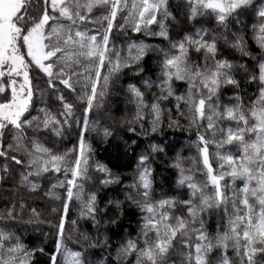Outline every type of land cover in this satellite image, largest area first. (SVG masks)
<instances>
[{
  "label": "snow or ice",
  "instance_id": "1",
  "mask_svg": "<svg viewBox=\"0 0 264 264\" xmlns=\"http://www.w3.org/2000/svg\"><path fill=\"white\" fill-rule=\"evenodd\" d=\"M170 8L169 0H45L35 28L40 53L36 71L44 83L29 78L19 89L13 85L0 92V178L18 171L19 184L30 194L44 192L40 199L45 207H33L29 222H44L46 213L48 231L42 235L50 234L52 244L43 247L39 236L25 243L26 229L19 225L27 202L13 203L0 210V264H41V257L45 264H112L107 256L92 261L86 259L87 251L69 250L67 226L76 231L81 221L90 222L97 233L90 246L103 253L110 236L100 232L101 226L111 223L118 235L123 228L118 220L129 214L137 221L136 234L123 229L113 257L116 264H169L177 244L182 245L181 264H264V0H176L177 12L192 25V30L181 29L182 35L177 32V38L169 30L168 21H176ZM204 18L214 24L212 29L196 26ZM89 20L98 25L91 32L84 27ZM49 28L54 29L55 43ZM137 33L164 43L138 42ZM118 36L125 37L121 44L126 50L116 45ZM147 52L157 56L154 73L149 69L145 74ZM233 53L239 60L228 58ZM56 61L75 64L78 71L58 72ZM125 70L136 77L120 85L126 105L134 109L121 118L129 133L125 149L135 145L130 156L123 154L130 182L123 180L124 172L113 173L94 159L90 138L92 131L100 133L91 125L92 113L108 103ZM181 83L186 93L176 95L174 88ZM253 85L256 91L247 95ZM226 91L232 95L222 99ZM45 95L57 101L58 111L47 103L37 107ZM170 98L177 102L178 114L183 111L179 102L187 105L197 153L190 159L200 172L198 182L185 170L179 151L170 156L175 143L164 133L162 119V102L171 105ZM176 124L170 119L167 126ZM27 129H32L30 136L23 135ZM49 134L61 143L67 138L71 146L65 143L62 152L51 151L41 142ZM111 134L103 128L105 139ZM226 145L235 146L238 154L225 151ZM161 156L175 170L172 188L177 195L156 192V161ZM90 170L100 174L95 177L100 186L115 185L125 199L109 195L101 206L96 192L85 197L83 184L92 178ZM52 173L62 174V179ZM44 174L49 182L56 181L52 189H65L63 194L44 190L35 179ZM237 180L239 188L234 187ZM73 200L80 204L78 218ZM213 216L215 231L210 233Z\"/></svg>",
  "mask_w": 264,
  "mask_h": 264
},
{
  "label": "trees",
  "instance_id": "2",
  "mask_svg": "<svg viewBox=\"0 0 264 264\" xmlns=\"http://www.w3.org/2000/svg\"><path fill=\"white\" fill-rule=\"evenodd\" d=\"M21 2H22L21 7L13 18V25L17 28V35H16L17 38L16 44L18 46L17 49H19V54L22 56L23 64L28 73V79L30 78L33 82L38 81L41 85H43L44 81L40 80L38 76V73L36 71V64L27 55L24 46L25 45L24 41L26 36L29 34V32L32 31L34 28H36L38 24L41 23V9L44 6L45 0H22ZM127 2L130 4L131 0H127ZM169 3L171 5L170 11H172V13L176 16L175 22L171 20L168 21L169 30L172 33L173 38H177L176 37L177 32H179L182 35L183 31H181V29L192 30V25L186 21L185 16L182 13L177 12L175 8L176 0H169ZM98 14L99 13H96V15ZM57 23H60V21H57ZM63 23L67 26L68 22L63 21ZM201 24L204 28H208V29H212L214 27V24L209 22L206 18H204L203 21H201L200 19L197 20L196 26L199 27L201 26ZM84 27H86V30L91 32L95 27H98V25H93L91 23V20H89L87 22V25H84ZM48 31L53 33V43H54L56 40L54 29L49 28ZM128 35H133V34L129 32ZM124 39H125L124 36H118L116 40V45L118 47L123 46L121 42ZM135 39L138 42L142 41L143 43L148 45H159L164 43L159 38L143 36L140 33L135 34ZM249 43L251 44V41H249ZM123 47L126 50V46ZM251 47L255 49L254 44H251ZM233 56H235V59L239 60L238 55L234 53L229 54L228 58L232 59ZM156 59L157 56L155 53L153 52L146 53L143 60V65L146 69L145 74H147V70L149 69L152 70L154 73L155 71L154 61ZM55 63L57 64L58 72L61 69L64 72L78 71V69H76L75 67V64L69 67L65 65H60L59 62L57 61ZM84 63H86V61H84ZM9 70H10L9 65L0 67V92H2L5 87H10L13 85L15 86V88L19 89L20 85L23 84L21 77L10 74ZM129 81H136V77H134L131 73L125 70V74L120 77L119 81H117L113 94L108 99V103L105 104L102 109L98 111H94L92 113L91 125L94 128L100 129L99 136L95 130L90 133L94 159L106 164L113 173H117L118 170L124 172L125 175L123 176V180L128 182L131 181V175H130L131 169L126 167L129 161L123 154L125 151H127L130 156L132 152V148H134L135 145H131L130 147L125 149L124 138L127 137L129 133L127 132L126 122L121 123V118L125 115L131 116L132 111L134 109L132 105H126V102L123 99V93H122V89L120 88V85H126L127 82ZM244 86H245L244 81L243 79H241V87L243 88ZM174 91L176 95H181L182 93H186V85L181 83L180 88L178 90L174 88ZM254 91H256V88L253 85L248 88L247 95H252ZM230 95H232V93L226 91L222 99H227V97ZM148 99L149 100L151 99V93H148ZM170 99L172 101L171 105H169L168 102H162L165 108V112L162 118L163 123L165 125L164 133L167 135L170 141H174L175 143V148L171 150L170 156L175 157L176 152L179 151L181 153V156L184 158L183 166L185 170L186 171L190 170L191 174L198 182L200 179V172L196 170V166L192 163V159H190L197 157V153L191 143V141L195 139V129L189 128L190 115L187 112V105L184 103L183 100L180 101L179 107L183 111L178 114L177 102L174 100V98H170ZM45 103H47L51 111L56 112L59 110V105L57 101L54 98L49 97L47 95H45L42 100L37 101V107L43 106V104ZM245 103H247V99H245ZM32 111L33 114H35V108H33ZM73 119L75 121V117ZM170 119L173 121H177V124L173 125L172 127H168L167 125ZM75 127L76 124L74 122L73 128ZM104 127H107L109 131L112 133L106 139L103 136ZM136 127L137 129H139L138 125ZM31 133H32V129H27V131L24 132L23 135L30 136ZM49 135L50 138L45 137L41 141L42 144L45 147H48L53 152H62L64 149V144L68 143V139L66 138L64 142L61 143L58 141L57 137L51 134ZM8 139H10V137H8ZM129 144H131V142H129ZM2 146L5 148V150H7V143H4ZM68 146H71L70 143H68ZM224 150L234 154H238L237 148L233 145H226ZM16 154L19 155V153ZM2 161L3 158L0 157V167H2ZM161 161H167V158L161 156L160 160L156 161V168L158 171V176L155 181L156 192L159 193L161 191H164L170 195H177L178 190L172 188V183H174L175 180V170L172 169L167 162H161ZM8 163L12 164V161L9 160ZM211 163L215 167L214 159L211 161ZM15 167L18 168L19 166H15ZM166 168L167 171H165ZM169 173H171V176L169 175ZM47 175L48 174H44V176L40 178H35L37 179L38 183L42 184L44 190L52 189V183L56 182V181L49 182L46 179ZM51 175L59 176L62 179V174L52 173ZM99 175L100 174L96 173L94 170H90V177L92 178L85 181L83 184L85 197L89 192H96L98 201L101 206L104 205L109 195H111L113 198H118L121 200L125 199L123 193L117 195L115 185L110 186L107 189L100 186L99 180L95 179V177H98ZM19 179H20V173L18 171L10 172L7 176H3L2 178H0V210H4L6 207H11L13 203L19 205L20 203L26 201L27 209L23 210V220L20 222L19 225L22 226L24 229H26V232L23 233L25 237V243H27L28 238L39 236L41 245L45 248H48L52 244L51 235L49 234L48 238H45L44 235H42V232L48 231V224L46 222L47 214L45 213L44 222H41L39 220H32L31 222H29V216L31 215V211L33 207H35L37 211H42L44 209L45 207L44 200L40 199L41 196H44V192L41 191L39 196H36L34 193L30 194L27 189H24L23 186L19 184ZM225 179L227 180L228 178L226 177ZM169 180L171 181V183L166 182ZM240 186H241V182L239 180L234 182L235 188H239ZM64 191L65 189L63 188L52 189L54 195L63 194ZM71 207L74 216L78 218L80 204L75 200H73L71 202ZM128 208H129V203L126 202L125 203L126 212L128 211ZM118 223H121L123 226L122 230L118 235L115 234V228L111 223H109L107 226L104 225L101 226L100 232L110 236L109 244L107 247L104 248L103 253L100 248H93L90 246L95 241L97 233L95 230L92 229V225L90 222H84V221H81L79 223L78 229L76 231H72V226L70 224L67 226L65 232L66 247L69 250L87 251L89 255L86 257V259L96 261L99 259H103L105 256H107V258L110 261H112V264H116L113 257L115 256V250L119 240L125 236V232L123 231V229H130L131 235L135 236L136 228H137V221L135 217H132L130 214L120 218L118 220ZM214 231H215V216L212 217V226L211 228H209L210 233H214ZM81 234L87 235L89 239L88 240L82 239ZM109 247L111 248V255L108 254ZM181 247L182 245L180 244H177L175 246L174 251L169 256V264H181V261L184 259V257L180 253ZM228 255L232 258H235L231 250H229ZM213 256H215V253H213ZM45 259H46L45 257H41V264H45L44 262Z\"/></svg>",
  "mask_w": 264,
  "mask_h": 264
},
{
  "label": "rangeland",
  "instance_id": "3",
  "mask_svg": "<svg viewBox=\"0 0 264 264\" xmlns=\"http://www.w3.org/2000/svg\"><path fill=\"white\" fill-rule=\"evenodd\" d=\"M21 1L0 0V67L9 65L11 70L9 73L20 76L22 83L27 84L28 73L19 49H17V28L13 25V18L21 7ZM24 43L27 55L37 64L40 60V53L35 28L26 36Z\"/></svg>",
  "mask_w": 264,
  "mask_h": 264
}]
</instances>
